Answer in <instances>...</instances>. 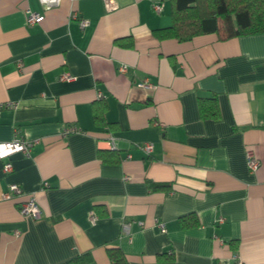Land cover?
<instances>
[{
	"label": "crops",
	"instance_id": "obj_1",
	"mask_svg": "<svg viewBox=\"0 0 264 264\" xmlns=\"http://www.w3.org/2000/svg\"><path fill=\"white\" fill-rule=\"evenodd\" d=\"M116 1L0 0V142L37 140L0 161V264H111L109 247L126 264H264V33L159 40L171 0ZM211 97L219 117L201 118ZM9 184L22 196L3 199Z\"/></svg>",
	"mask_w": 264,
	"mask_h": 264
},
{
	"label": "trees",
	"instance_id": "obj_2",
	"mask_svg": "<svg viewBox=\"0 0 264 264\" xmlns=\"http://www.w3.org/2000/svg\"><path fill=\"white\" fill-rule=\"evenodd\" d=\"M170 25L152 31L159 40L186 41L206 34L216 33L220 39L264 33V0H171ZM201 118L217 119L219 109L215 97L199 98ZM95 123L103 124V111L94 110ZM153 189L165 188V184L150 183ZM182 221H184L182 219ZM190 224L187 221L182 225ZM195 224V221L191 223ZM111 264H126L122 252L108 248ZM59 264H93L90 254L85 253Z\"/></svg>",
	"mask_w": 264,
	"mask_h": 264
},
{
	"label": "built area",
	"instance_id": "obj_3",
	"mask_svg": "<svg viewBox=\"0 0 264 264\" xmlns=\"http://www.w3.org/2000/svg\"><path fill=\"white\" fill-rule=\"evenodd\" d=\"M41 4L45 7L49 8L51 6H55L59 3L60 0H39ZM104 8L107 12L115 11L118 8V3L116 0H102ZM152 8L156 13H160L163 10V3L156 2L152 4ZM27 14V24L31 25L37 23L41 20V15L32 13L29 10L26 11ZM79 25L81 28H84L87 25V20H80ZM126 69L125 66H121L119 68L120 72H124ZM62 80H68L70 77L67 73H64L60 77ZM142 87L148 86L146 80L141 82ZM80 131L79 128L69 127L64 130V133H71ZM37 143V140H29L22 137H15L11 141L0 142V161H3L2 170L4 172H10L12 170V165L9 161L10 156L16 153H22L26 156H29L31 149ZM111 148L115 147L113 138H110L108 142ZM140 149L147 155H149L153 150L152 143L145 142L140 145ZM246 163L247 168L250 172H255L259 168L260 162L259 160L252 154L251 151H247L246 153ZM17 196H22V190L17 184H9L6 191L2 193V198L5 200H11ZM19 213L26 218L37 219L40 217V209L34 199L32 197H27L25 200L19 202L18 204ZM90 221L94 223L96 220V216L91 212L90 213ZM223 219H219L218 222H222ZM155 224L163 231L164 224L155 220ZM129 224H123L124 230L128 228Z\"/></svg>",
	"mask_w": 264,
	"mask_h": 264
}]
</instances>
